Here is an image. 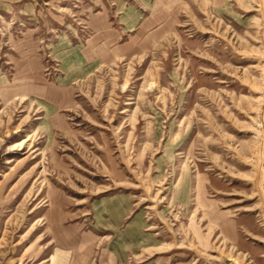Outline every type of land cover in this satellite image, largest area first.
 Wrapping results in <instances>:
<instances>
[{
	"label": "rangeland",
	"instance_id": "obj_1",
	"mask_svg": "<svg viewBox=\"0 0 264 264\" xmlns=\"http://www.w3.org/2000/svg\"><path fill=\"white\" fill-rule=\"evenodd\" d=\"M0 264H264V0H0Z\"/></svg>",
	"mask_w": 264,
	"mask_h": 264
},
{
	"label": "crops",
	"instance_id": "obj_2",
	"mask_svg": "<svg viewBox=\"0 0 264 264\" xmlns=\"http://www.w3.org/2000/svg\"><path fill=\"white\" fill-rule=\"evenodd\" d=\"M48 260H49V259L45 260V262L48 261Z\"/></svg>",
	"mask_w": 264,
	"mask_h": 264
}]
</instances>
